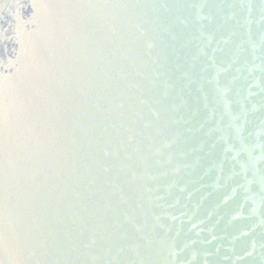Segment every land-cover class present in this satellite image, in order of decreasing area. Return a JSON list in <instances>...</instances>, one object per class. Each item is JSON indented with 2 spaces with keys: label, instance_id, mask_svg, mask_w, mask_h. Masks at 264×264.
Wrapping results in <instances>:
<instances>
[{
  "label": "water",
  "instance_id": "water-1",
  "mask_svg": "<svg viewBox=\"0 0 264 264\" xmlns=\"http://www.w3.org/2000/svg\"><path fill=\"white\" fill-rule=\"evenodd\" d=\"M0 264H264V0H0Z\"/></svg>",
  "mask_w": 264,
  "mask_h": 264
}]
</instances>
